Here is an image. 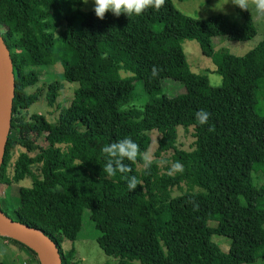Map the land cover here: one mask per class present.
<instances>
[{
    "label": "trees",
    "instance_id": "trees-1",
    "mask_svg": "<svg viewBox=\"0 0 264 264\" xmlns=\"http://www.w3.org/2000/svg\"><path fill=\"white\" fill-rule=\"evenodd\" d=\"M82 4L0 0V37L10 59L20 57L11 59L14 91L0 164V186L17 188L18 202L0 196V210L53 241L60 264L73 262V246L62 252L60 245L78 239L83 216L97 247L117 264H264V183L256 188L251 180L253 170L264 176V35L225 63L218 87L188 70L180 45L197 40L209 48L217 37L244 42L255 35L248 12L235 8L240 24L223 15L197 20L166 0L159 11L109 12L101 20L94 10L82 12ZM54 66L62 82L76 85L69 105L56 106L63 84L53 81L44 101L57 110L54 121H23L21 112L38 99L26 89L37 83V70ZM153 66L160 69L155 77ZM164 80H187L184 92L162 95ZM201 109L210 113L203 126L195 115ZM18 129L43 138L11 162ZM179 129L190 130L187 151L177 148ZM151 134L152 155L170 154L183 171L169 174L171 163L146 170L139 158L125 159L131 171L109 178L103 147L127 137L144 153ZM131 176L141 181L135 190L128 188ZM182 186L189 191L170 196ZM212 237L228 241L226 253ZM2 240L26 251L27 264H39L23 245Z\"/></svg>",
    "mask_w": 264,
    "mask_h": 264
},
{
    "label": "rangeland",
    "instance_id": "rangeland-1",
    "mask_svg": "<svg viewBox=\"0 0 264 264\" xmlns=\"http://www.w3.org/2000/svg\"><path fill=\"white\" fill-rule=\"evenodd\" d=\"M173 7L182 13L183 15L192 19L203 20L211 16L223 15L229 22L240 24L241 19L235 12L236 6L231 3V0H170ZM228 2V3H227ZM226 3V4H225ZM82 12L93 10V0H88L85 4L79 8ZM255 28V35L246 39L244 42H231L225 37L213 38L210 41V47L206 48L201 43H197V40H182L180 42L182 52L184 54L185 62L188 70L195 75L204 76L207 83L211 87H218L220 85V79L217 80L218 75L221 72V68L224 67L225 63L229 59L235 57H241L251 50L256 44H258L262 36L264 35V20H258L253 10L248 12ZM11 59L17 61L20 59L19 56H12ZM215 61L219 62V66H216ZM40 72L37 83L33 87L26 89V93L38 94V99L25 111L21 112L23 121H28L31 115H38L43 117L48 122H53L57 114V110L49 108L44 101V93L46 87L53 81L62 82L61 69L59 66H54L49 70H37ZM119 77L132 78V75L126 72H119ZM187 80L184 81L183 85L180 86L177 83L169 80L161 82V94L165 96H175L182 94L185 89ZM63 88L59 92L55 104L59 107H66L72 98V94L76 85L67 84L62 82ZM142 102H137L135 105H140ZM43 136L34 132H27L23 129L17 131V144L13 151L11 162L22 152L32 148L37 141L41 140ZM155 135L151 134L150 144L146 152L152 154L155 148L154 144ZM190 130L183 132L181 129L177 132L176 145L181 150H188L191 144ZM170 154L161 156L159 159L167 160ZM169 164L158 166L163 171V167ZM251 180L254 187L258 188L264 183V176L262 173L253 170L251 173ZM180 191V190H179ZM174 190L171 193V197L180 195L185 191H189L188 188L182 186L181 191ZM194 190H192L193 192ZM0 196L8 198L10 203L15 206L18 202L17 188L13 186H0ZM165 202L158 204L156 208L164 205ZM82 229L78 236V239L74 243L63 241L60 245L61 251L66 252L71 246L75 250V256L72 264H117V261L111 257L105 256L101 250L97 247L93 240L91 228L85 221L84 216L82 217ZM208 226H214V223H207ZM264 228V226H263ZM212 242L219 248L223 253H226L228 248V241L221 237H212ZM5 244V243H4ZM0 240V251L3 255H0V264H27L29 263L30 257L24 250L18 249L12 244L7 247ZM10 244V243H9ZM132 264H138L132 262ZM252 264H260L259 260L256 259Z\"/></svg>",
    "mask_w": 264,
    "mask_h": 264
},
{
    "label": "clouds",
    "instance_id": "clouds-1",
    "mask_svg": "<svg viewBox=\"0 0 264 264\" xmlns=\"http://www.w3.org/2000/svg\"><path fill=\"white\" fill-rule=\"evenodd\" d=\"M81 2L86 4L88 0H81ZM93 3L95 16L102 20L105 14L109 12L117 17L121 14H125L128 17L131 15L139 16L149 8L159 11L165 5L166 0H93ZM231 3L241 11L249 12L250 9L253 10L258 20H264V0H231ZM159 71L160 69L158 67L153 66L152 76H157ZM219 79L217 77V80ZM195 115L196 120L201 126L208 123L210 113L207 111L201 109ZM208 130L210 132L214 131V127L210 126ZM102 152L108 157L104 171L109 178L115 177L117 172L123 174L131 171L130 167L124 163L125 159L135 163L139 158L143 161V167L146 170L150 169L154 163L157 166L171 163L169 174L183 171V165L180 161L170 162L163 159H156L154 155L148 152L141 153L140 146L131 138L127 137L104 146ZM127 180L129 190H135L141 183L135 176H131ZM0 255H3L2 251H0Z\"/></svg>",
    "mask_w": 264,
    "mask_h": 264
},
{
    "label": "water",
    "instance_id": "water-1",
    "mask_svg": "<svg viewBox=\"0 0 264 264\" xmlns=\"http://www.w3.org/2000/svg\"><path fill=\"white\" fill-rule=\"evenodd\" d=\"M14 78L9 53L0 37V164L9 133ZM0 236L32 251L39 264H60L59 247L40 230L13 221L0 210Z\"/></svg>",
    "mask_w": 264,
    "mask_h": 264
},
{
    "label": "crops",
    "instance_id": "crops-1",
    "mask_svg": "<svg viewBox=\"0 0 264 264\" xmlns=\"http://www.w3.org/2000/svg\"><path fill=\"white\" fill-rule=\"evenodd\" d=\"M4 245L7 246V247H10L11 244H9L8 242H6Z\"/></svg>",
    "mask_w": 264,
    "mask_h": 264
},
{
    "label": "built area",
    "instance_id": "built-area-1",
    "mask_svg": "<svg viewBox=\"0 0 264 264\" xmlns=\"http://www.w3.org/2000/svg\"><path fill=\"white\" fill-rule=\"evenodd\" d=\"M2 238L3 237L0 236V240L3 242V244L6 243V241L5 240H2Z\"/></svg>",
    "mask_w": 264,
    "mask_h": 264
}]
</instances>
